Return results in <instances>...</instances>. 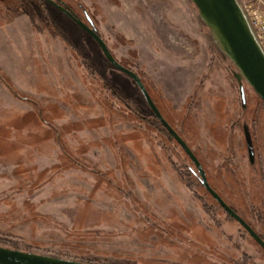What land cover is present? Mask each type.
Masks as SVG:
<instances>
[{
	"label": "rangeland",
	"instance_id": "obj_1",
	"mask_svg": "<svg viewBox=\"0 0 264 264\" xmlns=\"http://www.w3.org/2000/svg\"><path fill=\"white\" fill-rule=\"evenodd\" d=\"M63 1L94 15L119 61L142 64L218 193L242 210L264 193V102L243 80L244 106L193 3ZM241 1L264 37V0ZM0 246L92 264H264L133 80L38 0H0Z\"/></svg>",
	"mask_w": 264,
	"mask_h": 264
},
{
	"label": "water",
	"instance_id": "obj_2",
	"mask_svg": "<svg viewBox=\"0 0 264 264\" xmlns=\"http://www.w3.org/2000/svg\"><path fill=\"white\" fill-rule=\"evenodd\" d=\"M51 4L71 20L76 22L101 47L105 57L118 70L129 75L142 92L154 116L168 131L170 136L181 146L187 156L195 165L202 185L207 192L238 222L249 234L264 248V242L257 233L223 200L221 195L211 186L207 174L200 160L189 144L173 128L161 113L157 104L151 97L141 78L133 71L120 64L112 55L105 41L82 20L77 19L69 10L59 5L56 0H39ZM199 12L200 21L210 30L212 38L220 52L236 67L235 78L240 83L241 98L246 105V94L242 81L245 80L264 102V47L260 36L251 20L246 5L241 0H189ZM250 162H255V152L251 136L246 129ZM0 264H91L83 261L63 259L59 257L29 253L21 250L0 246Z\"/></svg>",
	"mask_w": 264,
	"mask_h": 264
},
{
	"label": "flooded vegetation",
	"instance_id": "obj_3",
	"mask_svg": "<svg viewBox=\"0 0 264 264\" xmlns=\"http://www.w3.org/2000/svg\"><path fill=\"white\" fill-rule=\"evenodd\" d=\"M57 3L63 7H65L67 10H69L77 19L82 20L89 28H91L93 31H95L106 43L107 47L108 43L106 42V39H104V37L102 36L101 32L99 31V28L96 25V22L93 18V16L91 15V13L85 9V8H80V7H71L70 5H68L66 2H64L63 0H56ZM46 3V2H45ZM49 4V3H48ZM51 5V4H50ZM54 7V6H53ZM57 9V8H56ZM60 11V10H59ZM63 13V12H62ZM64 14V13H63ZM66 15V14H65ZM67 16V15H66ZM68 17V16H67ZM69 18V17H68ZM106 18H108V16H106ZM110 18V17H109ZM70 19V18H69ZM71 20V19H70ZM75 25H77L78 27H80L76 22H74L73 20H71ZM81 28V27H80ZM90 38L91 40L97 44L99 46V44L97 43V41L91 36L89 35L83 28H81ZM124 31V30H123ZM125 33H127L125 31ZM99 48L101 49V47L99 46ZM109 50L111 51V49L109 48ZM102 51V49H101ZM103 53V51H102ZM112 53V52H111ZM165 53V52H164ZM104 55V53H103ZM112 55L114 56V54L112 53ZM105 56V55H104ZM106 58V57H105ZM114 58L120 63L122 64L124 67L128 68L129 70L135 72L140 78L141 80L144 82L145 86L146 82L144 81V68L142 66V64H138L135 66L126 64V63H122V61H119L115 56ZM106 60L108 61V59L106 58ZM140 60V59H137ZM108 63L110 64L111 67L115 68L109 61ZM163 70L166 67L165 64L162 65ZM116 69V68H115ZM118 70V69H117ZM120 71V70H119ZM142 71V73H141ZM122 72V71H121ZM124 73V72H123ZM125 74V73H124ZM127 75V74H126ZM129 76V75H127ZM130 77V76H129ZM131 78V77H130ZM132 79V78H131ZM133 80V79H132ZM133 82L135 83V81L133 80ZM136 84V83H135ZM138 87V86H137ZM147 88V87H146ZM151 95V94H150ZM248 128V125H245ZM249 131V130H248ZM168 132V131H167ZM250 133V131H249ZM170 135V134H169ZM251 136V134H250ZM251 140H252V144H253V139L251 136ZM254 147V146H253ZM201 182V179H200ZM202 184V182H201ZM212 186V185H211ZM204 187V186H203ZM213 187V186H212ZM216 190V189H215ZM209 194V193H208ZM220 194V193H219ZM221 195V194H220ZM211 196V195H210ZM212 197V196H211ZM221 197L223 198V200L230 206V208L238 215L240 216L259 236V238L264 242V193H253L252 195H246L247 199H245L246 204L244 206H246L247 208L245 210L239 209L236 205L230 203L227 199H225V197L223 195H221ZM213 198V197H212ZM214 199V198H213ZM215 200V199H214ZM216 201V200H215ZM216 203L218 204V206L220 207L221 211L227 216L229 217L233 222H235L236 224L239 225L240 229L242 231L245 232V234L248 235V237L252 240L253 244H255L256 246H258L261 251L264 254V248L262 247V245L256 241L250 234L249 232L244 228V226L238 222L234 217H232L217 201Z\"/></svg>",
	"mask_w": 264,
	"mask_h": 264
},
{
	"label": "built area",
	"instance_id": "obj_4",
	"mask_svg": "<svg viewBox=\"0 0 264 264\" xmlns=\"http://www.w3.org/2000/svg\"><path fill=\"white\" fill-rule=\"evenodd\" d=\"M250 7L251 6H249L248 9H250ZM249 14H250L251 20H252V22H253V24H254V26H255L258 34L260 36L261 42H262L263 47H264V37H263V35H261V31L259 30V27H258L257 22L255 21V19L253 17V14H252V11L251 10H249Z\"/></svg>",
	"mask_w": 264,
	"mask_h": 264
},
{
	"label": "trees",
	"instance_id": "obj_5",
	"mask_svg": "<svg viewBox=\"0 0 264 264\" xmlns=\"http://www.w3.org/2000/svg\"><path fill=\"white\" fill-rule=\"evenodd\" d=\"M39 1V0H38ZM92 264V263H91ZM94 264V263H93Z\"/></svg>",
	"mask_w": 264,
	"mask_h": 264
}]
</instances>
